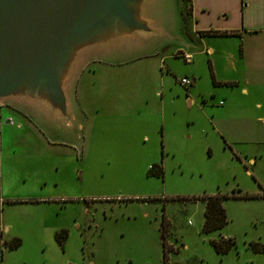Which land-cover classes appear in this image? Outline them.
<instances>
[{
	"label": "rangeland",
	"instance_id": "obj_1",
	"mask_svg": "<svg viewBox=\"0 0 264 264\" xmlns=\"http://www.w3.org/2000/svg\"><path fill=\"white\" fill-rule=\"evenodd\" d=\"M160 1L166 6L170 3L150 0V14L154 4ZM177 3L181 5L180 0ZM188 5V2L182 3L183 11ZM158 37L166 39L159 48L174 46L166 36ZM146 62L157 67V75L154 70H142V63ZM132 63L128 74L108 72L104 87L98 80L96 88L85 91L86 94L148 95L160 85L162 68L164 90L159 87V94L184 93L187 88L180 79L187 76L192 80L188 72L193 71L199 77V96L206 99L199 102L205 106L206 118L220 121L223 128L227 108L233 104L238 110L241 103L238 90L212 79L213 70L205 61L191 66L183 58L161 60L153 56ZM166 66L174 70L172 75ZM223 68V64L220 70L218 67L220 74H224ZM169 84L171 92L167 90ZM101 105L112 112H91L83 146L74 147L62 134H57L53 137L56 141L50 142L51 148L42 146L48 156L39 167H32L30 163L22 166L28 172L31 170L32 175L53 179V188L49 185L41 188L42 196L53 194L50 217L46 211L52 206H41L43 220L46 217L48 222H53V238L42 237L41 245L34 251L35 264H163L164 218L167 245L173 250L167 252L168 264H264V254H255L248 248L250 242L264 245L263 199L224 201L228 223L219 233L234 238L237 245L224 256L217 254L210 244L221 236L201 233L204 205L200 201H187L218 193L231 196L241 191L244 194L245 188L255 187V179L247 177L233 158L230 136L208 127L207 120L200 115V124L192 128L194 137L175 150L166 151L158 138L161 132L157 122V127L155 121L135 122L114 112L113 102ZM187 116L184 112L173 121L175 128L183 133L187 129ZM146 135L148 139H143ZM152 166H161L163 176L151 175ZM61 229L69 233L63 247L54 238ZM28 252V247L22 250V253Z\"/></svg>",
	"mask_w": 264,
	"mask_h": 264
},
{
	"label": "crops",
	"instance_id": "obj_2",
	"mask_svg": "<svg viewBox=\"0 0 264 264\" xmlns=\"http://www.w3.org/2000/svg\"><path fill=\"white\" fill-rule=\"evenodd\" d=\"M169 1L168 6L162 1L154 4L152 14L149 11V19L161 30L160 33L131 37L109 47L83 50L65 82L66 120L59 112L49 114L30 101L0 100V201H4L0 204V264H35L34 251L41 245L42 237L53 238V222H48L46 217L43 220L41 209L43 205L52 206L46 211L50 217L53 194L42 196L41 188L47 185L53 188V179L32 175L31 170L28 172L22 166L30 163L32 167H39L43 158L48 156L42 146L51 148L57 134H62L74 147L83 146L84 130L90 127L91 112H112L102 103L113 102L114 112L135 122L155 121L156 127L158 123L161 132L158 138L166 151L175 150L194 137L192 128L200 124L198 118L201 115L207 120L208 127L232 138L233 158L247 177L255 179V187L245 188V192L264 193V115L259 114V111L264 112V0H192L186 24L182 3ZM222 32L232 35L214 34ZM158 36H166L174 46L159 48V45H164V38ZM135 41L137 43L131 45ZM153 56L161 60L166 57L183 58L191 66L205 61L213 70L212 79L238 90L240 96L237 97L241 103L238 110L233 104L227 108L225 128L220 121L206 118L205 106L199 103L200 100L206 102V99L199 96V77L193 71L188 72L192 76L189 88L172 96L159 94V87L164 90L165 77L161 64L158 66L161 68V83L151 95L113 94L106 97L86 94L85 91L96 88L98 80L104 87L108 82L105 77L108 72L128 74L133 61L149 60ZM142 64V70H154L158 74L155 65ZM222 64L224 74L219 73ZM166 69L170 75L174 73L170 66ZM170 85L167 90L171 92ZM184 112L188 113L185 133L173 124L174 119ZM196 112L199 115H195ZM153 137L156 139L155 131ZM216 233L217 237L228 238ZM15 240H19L20 246L9 249L7 245ZM26 247L29 252L22 253Z\"/></svg>",
	"mask_w": 264,
	"mask_h": 264
},
{
	"label": "water",
	"instance_id": "obj_3",
	"mask_svg": "<svg viewBox=\"0 0 264 264\" xmlns=\"http://www.w3.org/2000/svg\"><path fill=\"white\" fill-rule=\"evenodd\" d=\"M150 0H0V100L66 120L65 82L83 50L158 34Z\"/></svg>",
	"mask_w": 264,
	"mask_h": 264
},
{
	"label": "trees",
	"instance_id": "obj_4",
	"mask_svg": "<svg viewBox=\"0 0 264 264\" xmlns=\"http://www.w3.org/2000/svg\"><path fill=\"white\" fill-rule=\"evenodd\" d=\"M181 3L185 5L188 2V7L185 12L184 22L187 23V16L191 13L192 0H180ZM216 36H228L232 35L231 33H214ZM151 175L153 176H163V169L161 166H152V170H150ZM256 199H264L263 194H248L241 193L238 191V194H232L231 196L222 195L220 193L215 195H203L199 197L188 198L187 201H200L204 205V221L201 229V233L205 235H210L216 232H220L228 223L227 215L225 208L223 206L224 201L226 200H256ZM176 200V199H174ZM177 200H184L181 198H177ZM165 224V218L163 220V224L161 226V237H162V246H163V264H168V255L167 252L171 253L173 250L169 248L167 245V229ZM68 238L67 230H61L56 233L55 240L60 247L64 246V242ZM211 246L215 250V252L221 256L228 254L232 249L236 248V241L234 238L221 237L219 239H213L210 241ZM20 246L19 240H15L14 242L7 245V247L11 250H14ZM248 248L255 254H264V245L258 242H250L248 244Z\"/></svg>",
	"mask_w": 264,
	"mask_h": 264
},
{
	"label": "built area",
	"instance_id": "obj_5",
	"mask_svg": "<svg viewBox=\"0 0 264 264\" xmlns=\"http://www.w3.org/2000/svg\"><path fill=\"white\" fill-rule=\"evenodd\" d=\"M180 83L184 86V87H188L192 84V81L187 78V77H183L182 79H180ZM4 203V201H0V204L2 205Z\"/></svg>",
	"mask_w": 264,
	"mask_h": 264
}]
</instances>
